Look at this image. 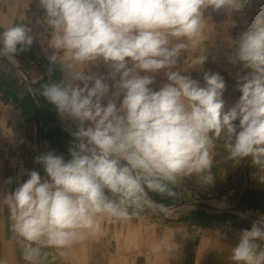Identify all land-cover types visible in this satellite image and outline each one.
<instances>
[{"label": "clouds", "instance_id": "clouds-1", "mask_svg": "<svg viewBox=\"0 0 264 264\" xmlns=\"http://www.w3.org/2000/svg\"><path fill=\"white\" fill-rule=\"evenodd\" d=\"M39 3L51 29V60L70 73L65 82L42 84L39 94L78 128L73 133L77 142L69 147L71 159L52 152L36 157L46 178L30 171L3 198L26 261L39 264L43 247H70L100 232L102 218L130 219L149 204L146 189L172 196L173 188L193 176L212 185L218 140L224 141L234 164L250 160L258 170L254 178L264 184V28L243 33L230 58L250 71L238 76L242 95L226 113L219 73L205 72L206 87H199L189 75L172 70L182 52L208 38L204 10H238L243 0ZM31 31L24 24L6 28L0 33V56L15 61L18 51L29 50ZM206 59L202 53L195 64ZM98 60L111 67L109 78L119 77L106 105V78L85 72ZM161 70H166L168 82L153 90ZM260 242L264 217L242 230L231 249L233 264H264ZM177 248L175 241H162L153 252Z\"/></svg>", "mask_w": 264, "mask_h": 264}, {"label": "crops", "instance_id": "crops-1", "mask_svg": "<svg viewBox=\"0 0 264 264\" xmlns=\"http://www.w3.org/2000/svg\"><path fill=\"white\" fill-rule=\"evenodd\" d=\"M39 9H43L39 0H0V33L16 24L28 26ZM53 52L49 42L42 45L33 41L29 50L18 51L16 62L0 56V264H30L24 259L22 242L13 231L10 212L2 203L4 196L26 181L30 171L46 178L43 166L35 162L36 157L52 152L71 159L69 147L77 142L73 136L77 122L61 117L55 106L39 94L42 84L65 82L70 77L68 69L51 60ZM202 53L207 57L205 63L195 64ZM229 55V47L189 48L181 53L172 70L189 75L199 87H206L205 72L219 73L225 83L222 99L226 113L242 95L235 87L238 76L250 71L242 69L239 63L236 69L230 68ZM111 71L102 60L85 69L86 74L106 78L110 92L102 101L105 105L116 91L113 85L119 79L109 78ZM165 71L155 74L150 86L153 90L158 91L168 82ZM76 83L82 86L79 81ZM231 88L236 91L233 96ZM122 99L121 95L116 100L118 106ZM227 156L224 141L218 140L213 150V176L236 175V179H243L239 188L226 187L225 194L221 189L210 196L200 193L196 176L173 188L172 196L146 189L147 206L157 211L166 207L180 209L202 197L223 198L221 203L227 204V208L191 207L175 214L169 227L164 219L156 225L102 218L100 232L87 235L70 247H43L39 264H233L231 249L239 242L242 230L251 229L255 216L264 217V187L258 177L246 172L247 166L252 165L250 160L237 165ZM247 180L255 183L246 186ZM248 213L253 216L245 215ZM162 241H175L178 248L172 253L153 252V247Z\"/></svg>", "mask_w": 264, "mask_h": 264}, {"label": "rangeland", "instance_id": "rangeland-1", "mask_svg": "<svg viewBox=\"0 0 264 264\" xmlns=\"http://www.w3.org/2000/svg\"><path fill=\"white\" fill-rule=\"evenodd\" d=\"M204 18L206 20L204 25V32L208 34V38L203 42L202 49H206L207 45H215L219 47H229L230 55L228 57L233 56V52L236 50L238 41L240 40L243 33L246 32H256L259 29L264 28V0H243L242 6L238 10H232L229 12L225 11H215L211 7L204 10ZM207 32V33H206ZM51 36V35H50ZM50 37L47 39V43L49 42ZM204 51V50H202ZM201 54H199L200 56ZM230 60V59H229ZM230 68H235L238 66L237 64H232L231 61L227 62ZM232 73V71H231ZM232 75V74H231ZM237 93L242 94L238 90V83L235 85ZM231 88L230 94L233 96L236 91H232ZM40 151V150H39ZM212 172V170H211ZM246 172H257V169L252 165L247 166ZM215 180L212 185L205 186L200 181L197 183L199 192L205 193L206 195H212L214 192H217L221 189L222 194H225V188H239L242 185L243 179H236V175H220L214 176ZM198 179V178H197ZM239 181L241 183H239ZM255 182L246 181V186ZM264 187V184H262ZM224 188V189H223ZM237 191V190H236ZM220 194V193H219ZM233 200L232 198H230ZM222 200L220 197L212 198V197H202L198 199H194L193 203H187L183 205L182 208L176 209V207H166L159 208L157 211L151 207L146 206L143 210L139 211L137 214L132 215L130 220L133 222H149L150 224H156L160 222H165L167 227L172 226V223L175 219V214L179 212H186L190 210V208H203L207 210H212L211 207H219V208H227L228 205L225 203H221ZM216 201V202H215ZM197 202V203H195ZM196 204V205H195ZM215 207V208H216ZM133 210H130V212ZM245 215H252L251 213ZM253 216V215H252ZM253 218L254 220H259ZM163 219L165 221H163ZM129 220V219H127Z\"/></svg>", "mask_w": 264, "mask_h": 264}, {"label": "built area", "instance_id": "built-area-1", "mask_svg": "<svg viewBox=\"0 0 264 264\" xmlns=\"http://www.w3.org/2000/svg\"><path fill=\"white\" fill-rule=\"evenodd\" d=\"M31 28V34L33 35V41H36L42 45L47 43V39L51 35V29L45 22V11L44 9H39L36 11V14L32 22L28 25Z\"/></svg>", "mask_w": 264, "mask_h": 264}]
</instances>
